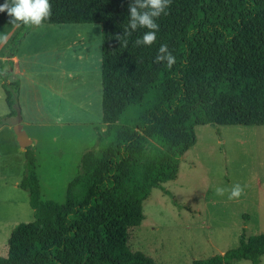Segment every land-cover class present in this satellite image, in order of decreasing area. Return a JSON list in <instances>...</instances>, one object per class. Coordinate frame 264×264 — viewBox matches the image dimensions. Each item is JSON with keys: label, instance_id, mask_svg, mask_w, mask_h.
<instances>
[{"label": "trees", "instance_id": "trees-1", "mask_svg": "<svg viewBox=\"0 0 264 264\" xmlns=\"http://www.w3.org/2000/svg\"><path fill=\"white\" fill-rule=\"evenodd\" d=\"M49 2L43 24L102 26L105 129L82 153L61 204L40 200L36 156L24 149L18 187L33 220L11 230L0 264H156L129 248L128 230L140 225L150 191L176 178L194 126L264 125V0H169L150 45L136 44L148 29L128 25L133 0ZM0 24H10L3 12ZM30 26L20 24L16 39ZM161 43L175 56L171 67L156 59ZM2 88L9 111L0 126L18 115V83ZM263 253L264 233L242 232L236 247L190 264H259Z\"/></svg>", "mask_w": 264, "mask_h": 264}, {"label": "rangeland", "instance_id": "rangeland-1", "mask_svg": "<svg viewBox=\"0 0 264 264\" xmlns=\"http://www.w3.org/2000/svg\"><path fill=\"white\" fill-rule=\"evenodd\" d=\"M1 26V53H17L21 66L30 62L34 68V83L20 78L19 97L23 102L26 91L32 89L36 105L31 117L54 122L46 128L23 126V130L39 141L35 152L40 200L61 204L79 165H72L74 158L65 156L67 151L77 144L78 148H93L97 130L103 126L99 101L102 26L42 23L31 25L20 39H16L20 25ZM4 34L6 47L2 46ZM6 66L11 64L0 67V81L9 75L4 72ZM6 114L0 86V117ZM23 119H28L27 114ZM17 121L16 115L8 123ZM13 126L11 131L0 132V256L7 255L11 230L33 220L27 192L18 187L24 171V150L17 151ZM45 131L56 139L50 151L43 142ZM194 133L195 143L181 156L176 178L162 184L164 191H150L142 202L140 225L128 230L129 248L156 264H190L236 247L242 232L246 237L264 233V125H196ZM234 183L243 189L239 197L216 194L217 186ZM232 264L251 263L237 260ZM259 264H264V253Z\"/></svg>", "mask_w": 264, "mask_h": 264}, {"label": "clouds", "instance_id": "clouds-1", "mask_svg": "<svg viewBox=\"0 0 264 264\" xmlns=\"http://www.w3.org/2000/svg\"><path fill=\"white\" fill-rule=\"evenodd\" d=\"M169 0H133L128 5V25L135 30L138 26L148 29L140 35L136 44L150 45L157 39L159 25L156 18L166 12ZM51 11L49 0H2L0 2V12L8 16L10 24L40 25ZM163 54V55H160ZM157 60H166L167 67H171L175 62V56L167 50V44L161 43L158 48ZM242 187L238 183L230 187L215 188L217 195L227 193L229 199L239 197Z\"/></svg>", "mask_w": 264, "mask_h": 264}, {"label": "crops", "instance_id": "crops-1", "mask_svg": "<svg viewBox=\"0 0 264 264\" xmlns=\"http://www.w3.org/2000/svg\"><path fill=\"white\" fill-rule=\"evenodd\" d=\"M1 25H4V24H0V27H4V26H1ZM26 34L27 33H25V36H26ZM3 38L4 39H3V42H2V46L6 47V44L8 42L6 34H4ZM1 52L2 51H0V67L2 66L3 63H6V62H9L11 64V67H8V66L5 67V71L4 72L5 73L8 72L9 75L6 76V77H5V75H3V77L5 78L3 80L7 84H11L13 82H17V79L19 78V80L17 82L19 90H17V95H16V104H17L16 105V109L18 110V115H17L18 116V121H17V123L21 126L22 129L24 128L23 126H30V127L35 126V127H39V128H41V127H45L46 128V127H49L52 124H54V122L52 123V122H49V121H46V122L35 121L31 117V112H33V104L36 105L35 100L32 99V96L34 95V92L32 91V89L26 91V95L27 96L24 95L23 102H22L21 97H19L20 96V89H21V86H22V81L20 80V78L21 79H26V80L29 79L30 83H34L35 82V80L33 78V75H32L34 68L30 64V62H29V64L27 66H21L20 59H19L17 53H10V54H6L5 55L4 53L2 54ZM26 59H28V60L31 59V55H28L26 57ZM30 74H31V76H30ZM30 77H32L33 79L30 78ZM12 78H15L16 81H13L14 79L10 80ZM4 81H2V80L0 81L1 88H2V84H3ZM2 90H3V88H2ZM101 90H102V85H101ZM3 93H4V90H3ZM4 98H5V93H4ZM99 101L101 103V97H99ZM66 102L67 103H71V104H76L75 102H72L69 99H66ZM5 104H6V102H5ZM6 108H7V105H6ZM8 111L9 110L7 108V113H8ZM25 114H27L28 119L24 120L23 118H24ZM55 118H56V120H59L60 117L56 116ZM71 122L72 121H70V123ZM14 124H16V123H14ZM14 124L11 125L10 123H7V124H4V125L0 126V132L1 131H11L10 129L12 128V126ZM55 124H57V122H55ZM61 125H66V124H61ZM104 129H105V125L103 124V126L100 128V130L103 131ZM49 133H50L49 131H45L44 132L45 136H44V139H43V142L45 144V149L47 151H50L51 149H53L54 146H55L54 144L56 143V139L54 137H52V135L49 134ZM13 134H14V132H13ZM27 136H28V134H27ZM28 139L30 140V146H33V151H34V154H35L36 160H37V153L35 152V145H37L39 141L36 138L29 137V136H28ZM78 141L80 142V140H78ZM86 149H87V147H85V146L81 147V148H78V144H77L76 146L71 147L67 151L65 156L69 155V157H73L74 158V161L72 163V165L74 166L77 162H79L80 155ZM23 150L24 149L19 146V150H17V151L22 153ZM37 167H39L38 162H37Z\"/></svg>", "mask_w": 264, "mask_h": 264}, {"label": "water", "instance_id": "water-1", "mask_svg": "<svg viewBox=\"0 0 264 264\" xmlns=\"http://www.w3.org/2000/svg\"><path fill=\"white\" fill-rule=\"evenodd\" d=\"M13 131L18 145L21 148L25 149L27 146H30V140L28 139V136L18 123L14 124Z\"/></svg>", "mask_w": 264, "mask_h": 264}]
</instances>
